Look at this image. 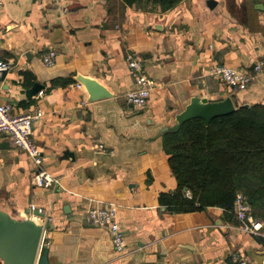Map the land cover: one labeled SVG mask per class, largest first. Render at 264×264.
<instances>
[{
	"label": "crops",
	"instance_id": "crops-1",
	"mask_svg": "<svg viewBox=\"0 0 264 264\" xmlns=\"http://www.w3.org/2000/svg\"><path fill=\"white\" fill-rule=\"evenodd\" d=\"M49 48L52 65L42 61ZM128 54L152 81L142 107L125 99L135 85ZM0 57L11 63L0 102L14 114L42 108L33 140L42 168L59 182L37 185L30 159L0 134V206L15 216L43 213L49 264H229L235 253L262 264L264 219L248 232L220 206L169 207L159 195L177 186L164 129L192 97L264 104V0H178L167 8L152 0H0ZM257 62L261 69L239 91L208 72ZM95 84L109 94L90 100ZM108 203L124 232L121 252L107 226L86 221L88 207Z\"/></svg>",
	"mask_w": 264,
	"mask_h": 264
},
{
	"label": "trees",
	"instance_id": "trees-1",
	"mask_svg": "<svg viewBox=\"0 0 264 264\" xmlns=\"http://www.w3.org/2000/svg\"><path fill=\"white\" fill-rule=\"evenodd\" d=\"M127 4L142 0H123ZM163 8L178 0H152ZM163 150L177 181L173 193H160L169 207L215 205L232 213L237 193L246 195L252 212L264 219V104L238 106L208 124L186 120L163 134ZM190 190V197L185 194Z\"/></svg>",
	"mask_w": 264,
	"mask_h": 264
},
{
	"label": "built area",
	"instance_id": "built-area-1",
	"mask_svg": "<svg viewBox=\"0 0 264 264\" xmlns=\"http://www.w3.org/2000/svg\"><path fill=\"white\" fill-rule=\"evenodd\" d=\"M55 57L56 51L49 48L42 54V61L46 65H52ZM126 59L135 79V85L125 93V99L131 105L142 107L148 102L152 81L148 77L138 55L128 54ZM261 66L262 63L260 62L255 63L250 69L214 64L209 67L208 72L230 87L232 91H239L245 89L252 82L255 73L261 69ZM10 68V61L0 57V79ZM42 93V90L38 92V94ZM42 114L43 110L39 106L33 110L14 114L11 111L10 104L0 102V134L6 135L30 159L36 168L34 173L35 183L42 187H51L59 183L58 179L42 168V152L33 140L34 122ZM98 147L102 152H110L103 144H99ZM185 193L190 197L188 189L185 190ZM233 204V212L243 230L254 233L262 227V221L252 212L246 195L237 193ZM86 221L98 226H107L115 249L118 252L124 249L126 241L124 232L120 229L116 219L115 204L91 205L86 210ZM232 259L233 261L229 264H248L247 259L237 253L232 256ZM262 264H264V258Z\"/></svg>",
	"mask_w": 264,
	"mask_h": 264
},
{
	"label": "water",
	"instance_id": "water-1",
	"mask_svg": "<svg viewBox=\"0 0 264 264\" xmlns=\"http://www.w3.org/2000/svg\"><path fill=\"white\" fill-rule=\"evenodd\" d=\"M87 91L90 100L109 94L96 84L90 85ZM237 107L230 96L216 99L195 96L177 113L175 123L164 131L177 130L183 122L194 117H200L208 124L212 118L230 113ZM41 217L43 213L38 208L28 209L26 215L15 216L0 206V264H49V247L43 241L42 233L44 228L50 227V222Z\"/></svg>",
	"mask_w": 264,
	"mask_h": 264
},
{
	"label": "rangeland",
	"instance_id": "rangeland-1",
	"mask_svg": "<svg viewBox=\"0 0 264 264\" xmlns=\"http://www.w3.org/2000/svg\"><path fill=\"white\" fill-rule=\"evenodd\" d=\"M186 190V189H185ZM189 192H190V190H189ZM186 194V193H185ZM190 195H191V193H190Z\"/></svg>",
	"mask_w": 264,
	"mask_h": 264
}]
</instances>
